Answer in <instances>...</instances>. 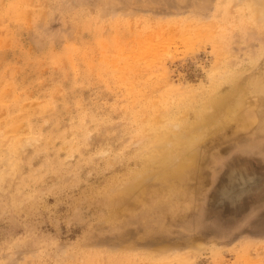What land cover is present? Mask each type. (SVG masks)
<instances>
[{"label":"rangeland","instance_id":"374dc122","mask_svg":"<svg viewBox=\"0 0 264 264\" xmlns=\"http://www.w3.org/2000/svg\"><path fill=\"white\" fill-rule=\"evenodd\" d=\"M238 1L0 0V264H264V52L242 50L264 19ZM225 66L257 122L212 128L161 193L164 168L137 174L147 123ZM232 171L259 185L219 204Z\"/></svg>","mask_w":264,"mask_h":264},{"label":"bare ground","instance_id":"6f19581e","mask_svg":"<svg viewBox=\"0 0 264 264\" xmlns=\"http://www.w3.org/2000/svg\"><path fill=\"white\" fill-rule=\"evenodd\" d=\"M238 2L241 10L245 9L249 12L248 23L252 21V16L256 9L259 10L262 15L261 18L264 19V0H242ZM205 15L210 17V14ZM249 35H252V32ZM250 39L248 38L246 41ZM214 40L218 42L216 39ZM225 40L221 38L220 45L224 44ZM242 50L250 52L249 56L253 57H256L258 53L262 54L264 52L263 47L256 49V46H252L251 42H249L248 47ZM136 72L133 68L126 67L127 77H132ZM239 75L237 71L233 70L232 66L220 68V71L213 76V81L209 85L208 91H202L204 95L201 96L200 101L196 100L197 94L196 98L181 97L179 95L178 98L176 97L174 99L177 102L176 105L179 110V114L177 115L172 113L170 110V102L165 97L163 114L168 116L170 120L165 124L157 122V120L147 123L146 128H148L147 131L150 135L146 137L139 149V167L141 168L137 174L145 175L154 168H164V171L158 177L160 181L162 180L168 186V188L160 189L161 193H166L168 191L167 189H170V185L175 181L178 182L181 180L182 175L191 170L189 168L196 166L197 157L196 152L192 150V146L197 141L209 139L211 130L228 127L236 133L238 130H245L255 124L257 122V116L251 112L247 113L248 111L245 106L246 92L243 88L237 87L228 94L220 93L224 80L237 79ZM131 80V78L126 79L128 83H131ZM130 85L132 86V84ZM248 86L252 94L264 91L263 77H256L249 82ZM131 92L135 94L133 87L131 88ZM191 95L195 96V93L193 92ZM135 98L138 99L136 95ZM190 113H193V116ZM142 156H144L143 159L141 158ZM179 156L182 158H178ZM175 162H177V169L174 173L173 171H169L168 168ZM228 178L231 181L230 187L221 189L220 194L222 200L219 204L239 199L251 187L259 185L260 181V178H257V176H248L245 178L244 176H238L235 171H232ZM137 186V190H140V187L143 185L140 186L139 184ZM131 188L129 187L127 189L130 190ZM120 194H122V191ZM183 255H186V253ZM247 263L249 264V262ZM250 263L253 264L252 262Z\"/></svg>","mask_w":264,"mask_h":264}]
</instances>
